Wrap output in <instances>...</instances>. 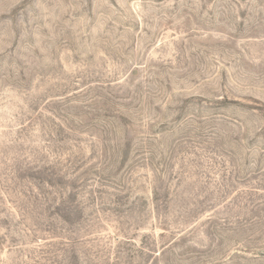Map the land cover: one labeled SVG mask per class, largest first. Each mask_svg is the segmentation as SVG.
<instances>
[{
	"label": "rangeland",
	"instance_id": "rangeland-1",
	"mask_svg": "<svg viewBox=\"0 0 264 264\" xmlns=\"http://www.w3.org/2000/svg\"><path fill=\"white\" fill-rule=\"evenodd\" d=\"M0 264H264V0H0Z\"/></svg>",
	"mask_w": 264,
	"mask_h": 264
}]
</instances>
